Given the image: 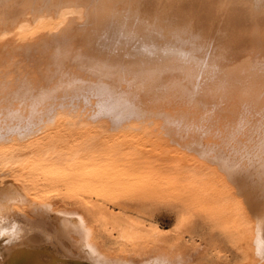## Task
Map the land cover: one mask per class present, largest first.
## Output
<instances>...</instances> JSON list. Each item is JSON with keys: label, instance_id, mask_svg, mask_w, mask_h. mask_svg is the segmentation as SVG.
<instances>
[{"label": "bare ground", "instance_id": "obj_1", "mask_svg": "<svg viewBox=\"0 0 264 264\" xmlns=\"http://www.w3.org/2000/svg\"><path fill=\"white\" fill-rule=\"evenodd\" d=\"M59 115L144 132L173 177L42 174L62 136L35 137ZM99 179L86 202L75 183ZM14 225L0 264H264V0H0V229Z\"/></svg>", "mask_w": 264, "mask_h": 264}, {"label": "rangeland", "instance_id": "obj_2", "mask_svg": "<svg viewBox=\"0 0 264 264\" xmlns=\"http://www.w3.org/2000/svg\"><path fill=\"white\" fill-rule=\"evenodd\" d=\"M77 122L74 130L76 132H86L81 135H73L68 132L66 135L64 133H57V131L61 128V123L67 122ZM55 126V127H54ZM53 127H49L41 131L35 138H39L40 143H44L45 141L56 139L59 135L62 136L60 143L53 145H46V150L39 151L38 157L40 156L39 163L34 166H38L39 171L42 174H47V176H56V177H65L72 175H83L90 176L93 174L94 178H98L101 176L99 171H110V170H125L133 169L137 171H142L149 173L148 177L155 175V177L149 178L154 179L155 181H151L152 183H161L164 179L173 177V174H169L171 170V163H161L157 160L147 161L145 157L148 155H159L163 157L162 149H157L154 145V140L149 136L145 135V133H127L123 132L121 134H110L109 132H104L99 128H95L86 123H81L68 118L63 115H59L55 119V125ZM56 131H55V130ZM70 131L69 129H67ZM126 137L125 139H129V143H121L116 144L114 146L110 145L112 140V145L118 142L117 140L113 141L116 137ZM92 137H97L91 144H86L88 140ZM75 145L77 146L75 148ZM109 148L110 150H108ZM75 149H77L75 151ZM107 149V150H105ZM114 151V154L110 158L111 151ZM142 152V156L138 153ZM98 156H103L102 158H96ZM37 158V157H36ZM110 158V161H108ZM149 164V165H148ZM85 166L82 167L79 171L74 169L76 166ZM71 167L73 171L67 169V167ZM180 175V174H179ZM180 176H184L181 174ZM100 178V177H99ZM81 184L75 183L74 187L80 188H90L93 192L90 194L89 199H85L86 202H92L93 196H96L103 187H106L103 184L102 180H98L96 182H92L89 185L80 186ZM95 199L93 200V202Z\"/></svg>", "mask_w": 264, "mask_h": 264}, {"label": "clouds", "instance_id": "obj_3", "mask_svg": "<svg viewBox=\"0 0 264 264\" xmlns=\"http://www.w3.org/2000/svg\"><path fill=\"white\" fill-rule=\"evenodd\" d=\"M17 226H13L11 230L9 229H0V240L4 241V244H11L15 241L17 238ZM7 237V239H5Z\"/></svg>", "mask_w": 264, "mask_h": 264}]
</instances>
